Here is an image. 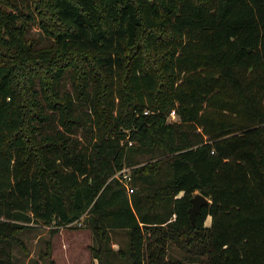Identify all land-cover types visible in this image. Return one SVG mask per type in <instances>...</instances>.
Masks as SVG:
<instances>
[{"label": "trees", "instance_id": "obj_1", "mask_svg": "<svg viewBox=\"0 0 264 264\" xmlns=\"http://www.w3.org/2000/svg\"><path fill=\"white\" fill-rule=\"evenodd\" d=\"M82 217L97 264H264V0H0V264Z\"/></svg>", "mask_w": 264, "mask_h": 264}, {"label": "rangeland", "instance_id": "obj_2", "mask_svg": "<svg viewBox=\"0 0 264 264\" xmlns=\"http://www.w3.org/2000/svg\"><path fill=\"white\" fill-rule=\"evenodd\" d=\"M151 159L152 156L145 155L140 158V162L144 163ZM124 169L125 173L131 176V167L125 166ZM130 185L136 191L131 181ZM149 189L147 190L149 191ZM206 224H210V219L206 220ZM120 235L118 237L114 236V233L112 235V237L114 236V244L111 242V246L116 255L113 254L110 258L114 264H128L129 235L127 232L125 234L120 233ZM21 237L26 246V251L23 254L17 249L13 250L16 264H26L29 259H36L40 252L45 251L47 243H50L51 258L54 264H97L91 253V247L95 244L93 235L85 226L84 220H78L70 226L61 228H57L54 223H31L22 232ZM166 249L168 258L183 259V253L173 244H168Z\"/></svg>", "mask_w": 264, "mask_h": 264}, {"label": "built area", "instance_id": "obj_3", "mask_svg": "<svg viewBox=\"0 0 264 264\" xmlns=\"http://www.w3.org/2000/svg\"><path fill=\"white\" fill-rule=\"evenodd\" d=\"M145 114H147V112H144ZM167 120L169 122H173V121H177L178 117L175 113L174 110H172L169 114V116L167 117ZM131 145V142L129 143ZM125 168V167H124ZM121 169L120 171H118L114 177L117 178L125 187L127 194L130 195L133 192V188L130 185V181H131V176L128 173H125V169Z\"/></svg>", "mask_w": 264, "mask_h": 264}, {"label": "water", "instance_id": "obj_4", "mask_svg": "<svg viewBox=\"0 0 264 264\" xmlns=\"http://www.w3.org/2000/svg\"><path fill=\"white\" fill-rule=\"evenodd\" d=\"M209 203V200L200 193H196L191 198V207L188 209L189 218L192 223L195 221L197 214L201 212V208Z\"/></svg>", "mask_w": 264, "mask_h": 264}, {"label": "crops", "instance_id": "obj_5", "mask_svg": "<svg viewBox=\"0 0 264 264\" xmlns=\"http://www.w3.org/2000/svg\"><path fill=\"white\" fill-rule=\"evenodd\" d=\"M80 220H83V217H82ZM80 220H79V221H80ZM206 225H207V224H206ZM113 233H114V236H117V237H118V236H121L120 233H121V234H125L126 231H116V232H111V234H110V235H111V242L114 244V241H113L114 236L112 237Z\"/></svg>", "mask_w": 264, "mask_h": 264}]
</instances>
